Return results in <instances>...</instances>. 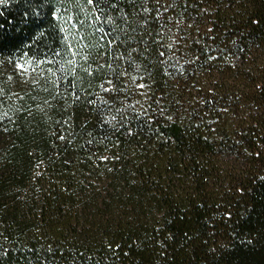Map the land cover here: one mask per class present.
I'll use <instances>...</instances> for the list:
<instances>
[{"label":"trees","instance_id":"1","mask_svg":"<svg viewBox=\"0 0 264 264\" xmlns=\"http://www.w3.org/2000/svg\"><path fill=\"white\" fill-rule=\"evenodd\" d=\"M0 264H264V0H0Z\"/></svg>","mask_w":264,"mask_h":264},{"label":"snow or ice","instance_id":"2","mask_svg":"<svg viewBox=\"0 0 264 264\" xmlns=\"http://www.w3.org/2000/svg\"><path fill=\"white\" fill-rule=\"evenodd\" d=\"M87 3L89 5H95L96 4V0H87ZM95 11L98 13V15L96 16L97 19H100L103 15V10L101 8H96ZM145 11H147V9H145ZM18 67H22L21 65H18ZM141 87H143L141 85Z\"/></svg>","mask_w":264,"mask_h":264}]
</instances>
